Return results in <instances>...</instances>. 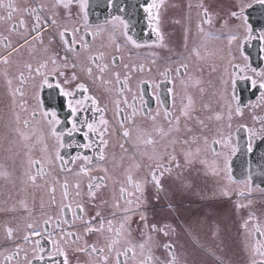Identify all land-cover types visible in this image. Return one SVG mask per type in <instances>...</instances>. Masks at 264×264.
I'll use <instances>...</instances> for the list:
<instances>
[{
  "label": "flooded vegetation",
  "instance_id": "af4514ba",
  "mask_svg": "<svg viewBox=\"0 0 264 264\" xmlns=\"http://www.w3.org/2000/svg\"><path fill=\"white\" fill-rule=\"evenodd\" d=\"M82 2L12 0L16 11L11 19L8 18L9 0H4L5 6L0 7V17H3L0 19V58L7 57L8 61L4 63L0 59V264H28L29 260L32 264H63V256H50L56 247L53 240L59 242L69 264H117V259L125 260L123 256L118 258L117 252L129 247V239L136 245L146 242V248L142 251L137 247L136 255L127 259L126 264H141L148 255V248L156 258L154 264H167L170 257L163 247L165 244L172 245L176 264H211L212 253L219 251L211 243L212 232L217 235L219 230L239 233L236 237L240 243L234 252L250 258L259 257L254 250L255 240L244 234L249 231L250 223L249 190L229 175L228 160L222 162L221 173L215 171L217 163L212 159L210 148H219L220 152L225 147L230 148L235 134L244 133L242 129L253 141L264 134V103L261 102L264 89L259 87L264 76L257 75L264 72V22L252 23L250 20L253 7L264 2L163 0L160 3L156 0L160 3L158 16L162 43L155 30V21L144 11L152 0H136L137 9L126 14L123 13L124 0H86L85 7L81 6ZM29 8H38L42 17L57 21L56 25L42 30L43 43L32 38L35 20L34 14L25 11ZM205 9L210 23L204 22ZM136 12L138 18H131ZM232 12H237L238 16L233 17ZM152 15H157V9H152ZM115 17L128 22V29ZM65 27L69 29L65 36L69 42L73 39L71 30L79 28V36L88 41V50L81 49L78 55L68 54L69 63L74 58L77 67L61 69L65 76L51 75L53 65L49 63L47 69H42L49 73V83L41 86L43 77L36 76L34 70L54 53L64 55L61 42L53 33ZM125 31L139 47L126 38ZM233 35L237 38L229 43ZM256 39L261 44L259 57L257 52L256 56L250 52ZM117 44L121 46L119 51ZM100 54L103 59L98 63L108 65L103 79L111 81L110 84L97 80L99 70L89 63V56ZM261 61L262 66L255 68L254 65ZM29 64L32 73H29ZM182 64L187 65V72L180 67ZM89 66L93 69L92 76L85 71ZM166 68L171 71L167 76L161 75ZM177 68H180V75L176 73ZM73 72L77 75L75 81L70 80ZM21 73L26 78L24 83L20 80ZM113 73L120 74L119 83ZM125 76L129 77L126 88ZM66 78L70 81L67 84L64 83ZM248 80L250 85L246 83L241 89L238 84ZM79 83L87 85V95L96 97L99 107L105 109L104 119L111 125L104 137L108 141L104 161L98 160V133H89L90 139L86 138L84 133L88 129L82 123L87 120L102 128L98 124L101 113L95 110L91 101L76 105V101L83 100L86 95L76 88ZM62 89L72 91L74 96L63 95ZM56 93L61 100L59 104L63 102L66 106L65 112L54 105ZM189 97L192 100L190 106ZM117 100L123 110L119 115ZM70 101L79 108L76 117L69 108ZM218 101L224 104H218L221 109L217 107ZM133 110L135 115L125 120ZM182 110H186L187 115H182ZM165 111L171 113V124L165 118ZM44 112H55L59 124L55 121L50 124ZM33 113H36L35 118ZM151 116H155V120ZM176 117H179L178 123ZM74 119L79 131L73 130ZM25 121L29 122L27 126ZM121 121L124 128L120 127ZM62 124L65 130L58 139L52 134V128L58 132ZM125 129L129 131L128 137L123 136ZM223 130L224 138L218 140L216 135ZM175 131L181 133L182 142L174 137ZM212 135L219 143L213 141ZM148 140L153 143H147ZM205 142L207 153L210 149L212 157L198 154V148ZM90 143L92 147H83ZM85 156L92 157V163H87L83 159ZM170 156L175 160L171 161L169 171L160 169L163 175L159 176V189L152 180L150 185L148 179L152 169L158 163L167 164ZM33 161L40 163L33 164ZM81 166L88 171L80 172ZM38 169H42L40 174ZM128 175L143 185V193L132 197L131 206L120 193L122 186L129 192L134 191L127 183ZM32 176L36 177L34 182L30 179ZM90 183L101 185L94 189L95 198L89 195ZM65 184L67 197L64 195ZM76 185H79L78 189ZM222 188L229 194L220 192ZM253 194L252 197L261 199L255 209L262 207L264 210V197ZM231 198L235 200L229 205ZM236 202L238 205L233 206ZM78 205H83L82 212ZM129 207L132 211L128 215L126 231H130L131 236H121L119 243L113 244L119 222L125 218L124 210ZM102 218L103 229L97 230L101 228ZM45 220L49 223L45 224ZM108 220L112 221L111 232ZM263 222L262 217L251 222L252 229L259 226L263 230ZM28 224L41 233L30 236L33 243L24 240V236L33 231ZM153 225L168 234L153 232ZM9 228L12 229L11 239L7 235ZM88 228L93 231H87ZM67 233H72V237ZM147 236L152 240L146 241ZM36 240L40 241L42 252L35 245ZM109 245H112V251H109ZM183 246L187 247L185 254L180 250ZM199 246H203L206 253L201 252ZM92 247L104 251L91 252ZM223 252L227 256L226 251ZM8 256L14 258L7 261Z\"/></svg>",
  "mask_w": 264,
  "mask_h": 264
},
{
  "label": "snow or ice",
  "instance_id": "6c2138e0",
  "mask_svg": "<svg viewBox=\"0 0 264 264\" xmlns=\"http://www.w3.org/2000/svg\"><path fill=\"white\" fill-rule=\"evenodd\" d=\"M59 2V0H58ZM163 0H160V3H162ZM262 2H264V0H262ZM160 3H157L156 0H152V3L148 4L147 7H144V11L146 13L149 14V19L150 20H154L155 21V24L157 25L156 27V32H157V35H158V38L160 40V42L162 43L163 41V37L162 35L160 34L159 32V23H160V20H159V16H158V9L160 7ZM5 4H4V0H0V7H4ZM65 7H67V4L64 5ZM82 7H85L86 6V0H83L82 4H81ZM7 7L9 8V12H8V18L11 19L12 17V13L14 11H16V8L14 7L13 3H12V0H9V3L7 4ZM155 8L157 9V15H152V9ZM25 11H28L32 14H34V20H35V23L32 25V32L35 33V36H33L32 38L33 39H39L41 43H43V39L41 37V32L42 30H44L45 28L47 27H52L54 25L57 24V21L51 17H42L41 14H40V9L38 8H29V9H25ZM231 15L233 17H237L238 16V13L237 12H232ZM0 19H3V17H0ZM86 19V17H85ZM114 19H118L120 20V22L124 25V28L127 30L128 27H129V24L128 22L124 21L123 19H121L120 17H115ZM204 22L205 23H210L211 22V18L207 12V9L204 10ZM23 20H21V24H23ZM13 30H15V26L13 27ZM80 29L79 28H76V29H72L71 30V35L73 36V39L71 42H69L65 36H66V33H69V29L67 27L63 28L62 30H60L58 33L54 32L53 33V36L54 37H58L59 38V41L61 42V48L62 50L64 51V55H60V53H54L53 55H51L47 60L44 61V63L40 64L34 71H35V75L36 76H42L43 77V80H42V85L43 86L44 84H48L49 81H48V75L49 73L47 72H42V69H47L48 67V64L51 63V65H53V68L51 70V75H59V76H65V72L62 71L61 69H67L68 67H72V68H76L77 67V63L75 62V59L73 58L71 60V63H69V53H75V54H79L80 50L83 49L85 51L88 50V47H89V44H88V41L84 40L83 36H79V33H80ZM125 36L128 40H130L133 44H136V42L134 40H132V37L128 35L127 31H125ZM79 37V38H77ZM237 37L236 36H231L230 39H229V43H231L232 40H235ZM5 40L7 39V37L4 38ZM50 43H51V40H50ZM77 45H79V47H77ZM10 46V45H9ZM137 47H139L140 45L136 44ZM120 45L117 44L116 46V49L117 51H119L120 49ZM3 60L4 63H7V57H2L0 58ZM89 59V63L91 65H95L98 70H99V73L100 75L96 76V79L97 80H100L102 81L104 84H110L111 81H107V80H104L103 79V73H105V71L107 70L108 68V65L105 64L103 66H101L98 62L100 60L103 59V54H100V55H95V56H89L88 57ZM115 57L113 58V63H115ZM154 62V61H153ZM28 67V70H29V73H32L33 69H32V66L29 64L27 65ZM125 67H127V65H125ZM180 67L184 68L185 69V72H187V65H181ZM141 70H143V65H141ZM86 73L88 76H92V73H93V69L91 66L87 67L85 69ZM171 71V69H165L164 73H162L161 75H164V76H167L168 73ZM241 71H243V69H241ZM176 73L177 75H180V68H177L176 69ZM113 75L115 76V79L117 81V83L120 82V74L119 73H113ZM257 75L259 76H264V72H260V73H257ZM25 77H24V74L21 73L20 74V80H21V83H24L25 82ZM77 79V75L75 72H73L71 74V77H70V80L72 81H75ZM129 77L128 76H125L124 78V87L126 88L127 87V81H128ZM69 79H65L64 83L67 84L69 83ZM10 83V81H9ZM253 85L255 86L256 85V81L253 80L252 81ZM50 86V85H49ZM57 87H59V84L57 85ZM259 87L261 89H264V82H261L259 84ZM76 88L78 90H81L83 93H85L86 95H84L83 97V100H77L76 101V105L77 106H82L84 102L86 101H91V104L92 106L95 108V110L97 112H100L101 113V118L98 122L99 125H102L103 127L100 128L98 127V125L96 123H88L87 120H84L82 123L84 125H86L87 129H88V132H85L84 135L86 138H89V133H98L99 135V152H98V160L99 161H104L105 160V154H104V149L107 147L108 145V141L106 139H104L105 135L107 134L108 132V120L107 119H104L103 117V112L105 111L104 108H101L99 107V104H98V101L96 99L95 96H92V95H87L88 93V87L86 84L84 83H79L76 85ZM130 90V89H129ZM19 91V90H18ZM62 92H63V95L65 96H68V97H72L74 96V93L72 91H68V90H63L62 89ZM121 92H123V88L121 89ZM23 93H21L22 95ZM261 102L264 103V93L261 94ZM124 103L126 104L127 103V100L125 99L124 100ZM192 103V100H191V97L188 98V104L189 106L191 105ZM115 104H116V108H117V115L120 114L121 111H123L122 109H120L119 105H120V100H117L115 101ZM69 108L71 109V112L73 114L74 117H76L78 114H79V108L78 107H74L71 103V101L69 102ZM237 114H240L239 112V109H237ZM44 117L46 120H48V122L51 124L53 121H55L56 124H59V120H57L56 118V113L55 112H52V113H48V112H44L43 113ZM135 115V110H133V112L131 113L130 116L128 117H125V120L127 119H130L131 116H134ZM158 115V113H157ZM182 115H187V111L186 110H182ZM33 117L35 118L36 117V113H33ZM171 113L168 112V111H165V118L169 120V124L172 123L171 121ZM152 120H155V116H151L150 117ZM217 119H219V116H217ZM176 121L177 123L179 122V117H176ZM25 126L28 125V121H25ZM120 127L121 128H124V122L121 121V124H120ZM73 130L75 131H79V128H77L76 126V121L74 119L73 121ZM52 134L54 136H56L58 139H60V137L63 135L62 133H58L56 128L53 127L52 128ZM68 135H71V132L68 133ZM123 136L124 137H128L129 136V131L127 129H125L123 131ZM147 143L151 144L153 143L152 140H148ZM215 143H219V141H215ZM83 147L85 148H90L92 147V144H85L83 145ZM121 147H123V145H121ZM57 158L60 159V154L59 152H57ZM188 155H191V153H189ZM83 159L87 162V163H92L93 161V158L92 157H88V156H85L83 157ZM172 160H175V157L174 156H170L169 157V161L167 164L165 163H158L156 165V167L154 169H152V171L150 172V177H151V180L155 183L156 187L159 189L160 187V179H159V176L163 175V172H160V169H164L165 171H169L170 170V166H171V161ZM40 163V161H33V164H38ZM137 167H139V165H137ZM177 167H179V164L177 163ZM38 174H40L42 172V169H38ZM88 171V169H86L85 167L81 166V169H80V172L82 173H86ZM106 171V170H105ZM159 173V175H158ZM30 179L33 180V182L35 181L36 177L35 176H32L30 177ZM101 180L103 178H100ZM93 180H96V178H93ZM127 183L131 186H133L134 188V191L132 192H129L125 187H121L120 188V193H121V198L125 200V203L128 204V205H132L133 204V200H132V197L133 196H137L138 197V194H142L143 193V185L141 182L139 181H134L133 179V176L132 175H128L127 176ZM101 185L99 183H90L89 184V195L91 198H95V195H96V192L94 189H98ZM65 197H67L68 193H67V185L65 184ZM77 189L79 188V185H76L75 186ZM227 194V193H225ZM77 195H79V192L77 191ZM139 205H137L138 207ZM78 207L80 208V211L82 212L83 211V205H78ZM117 207H119V205H117ZM132 209L131 207L127 208L124 210L125 212V218L123 220H121L119 222V228L116 230V233H115V239L113 240V244H117L119 243L120 241V238L121 236H128L130 237L131 236V232L130 231H126V229L129 228V224H128V215L131 213ZM97 216L100 215L99 212L96 213ZM141 220H144L145 217L143 215H141ZM51 218H49L50 220ZM94 219V218H93ZM251 219V217H250ZM49 220H45L44 223L47 224L49 223ZM85 223H89V221H85ZM108 225H109V231L111 232L112 231V221L111 220H108ZM100 224H101V228L100 229H97V230H102L103 229V224H104V221H103V218L101 219L100 221ZM147 227V225H145ZM27 227L29 229H33L32 232H30L28 235H25L24 236V240L25 241H28L30 243H33V241L30 240V236H40L41 233L39 231H37L34 226L32 224H28ZM245 227H247V222H245ZM153 232H156V231H160V232H163L164 235H167L168 233L166 231H164L163 228L161 229H157V227L155 225L152 226V229H151ZM87 231H93L92 228H88ZM256 232L259 233L260 236L264 237V231H261L259 226H256ZM7 235L8 237L11 239L12 237V229L9 228L7 229ZM72 233H67V236L68 237H72ZM78 238V237H77ZM61 239H64V237H61ZM152 240V237L151 236H147L146 237V241H151ZM35 245L37 246V248H39V250L42 252L43 249L40 248V241L39 240H36L34 241ZM128 243H129V247L125 248L123 251L121 252H117V257L119 258L120 256H123L125 258L124 261H120L119 259H117V264H126L127 262V259L131 258V257H134L136 255V252H135V249L137 247H139V249H141L142 251L146 248V242H142L140 243L139 245H136L134 244L131 239L128 240ZM53 244L56 246L55 247V252L54 253H50V256L51 255H59V256H63L64 257V260H63V264H69L68 262V259H67V255L66 253L64 252V250L59 247V242L56 241V240H53ZM163 247L169 251V260L167 261V264H176V258H175V255L174 253L171 251L172 250V245L171 244H165L163 245ZM103 249H99L97 250L95 247H92L91 248V252H99V253H103ZM109 251H112V245H109ZM255 251L259 252L262 256H264V244H261L260 241L257 242V247L255 248ZM131 254V256H130ZM17 255H18V252H17ZM14 257L13 256H8L6 257L5 259L7 261H11ZM27 259V257H25ZM34 258H38V259H43V257H34ZM155 257L153 256L152 254V251H151V248H148V255L145 256L143 258V260L141 261V264H154V261H155ZM105 260H107V257H105ZM28 264H32V261H28ZM260 264H264V262H260Z\"/></svg>",
  "mask_w": 264,
  "mask_h": 264
},
{
  "label": "bare ground",
  "instance_id": "6f19581e",
  "mask_svg": "<svg viewBox=\"0 0 264 264\" xmlns=\"http://www.w3.org/2000/svg\"><path fill=\"white\" fill-rule=\"evenodd\" d=\"M126 7L123 11L124 14H126L129 10L133 11L136 10L139 6L136 3V0H124ZM137 12L135 15L131 16V18H138ZM250 20L252 23L255 22H264V4L258 3L256 4L253 9L250 11ZM254 45L250 48V52L256 56V52L261 55V44L258 39L254 40L252 42ZM257 61V58L254 59ZM262 66V61L256 65H254L255 68H259ZM248 83L250 85V81H243L239 83V87L241 89H244L245 84ZM60 97H57V93L55 94V101L54 105L57 107V109H63L65 112L66 106L63 105V102L59 104ZM192 114H190L191 116ZM175 123V122H174ZM173 123V124H174ZM252 126L250 124H245ZM108 128H111V125L108 123ZM65 130V125H60L58 128V132H63ZM185 133V131H184ZM174 137L177 139L178 142H182L183 137L181 133L178 131L174 132ZM212 138V137H211ZM188 144H185L187 146ZM228 147L230 146V143L227 142ZM199 152L198 154L200 157H203L204 155H207L208 157L210 155V149L212 150L214 161L217 163L215 171H218L217 173H221L222 171V162H225V159L228 160V171L229 175L233 178L235 182H238L240 186L244 185L248 188L247 195L249 196L248 200L250 202V208H247L248 210V216L252 217V219L249 220L250 225H248L249 231L244 232L245 235L250 239L255 240V246L254 250L257 247V242L260 241L261 244H264V241H262V236L259 235V233L256 232V227L254 226V230L252 229L251 222L258 221L261 217L264 221V210L262 207L255 209V206L257 205L258 201L256 198L252 197H264V134L260 135L258 139L249 140L247 136V132H244L243 134L236 133L235 134V144L231 147V154L229 149H224L223 152L219 148H210L209 152L207 142L202 143L201 147L198 148ZM222 154V157L220 158V155ZM230 154V155H229ZM220 158V159H219ZM259 165V166H258ZM220 171V172H219ZM151 178L149 177L148 183L151 185ZM233 182V181H232ZM233 182V183H235ZM241 183V184H240ZM259 199V198H258ZM228 201V204L231 205L234 198H231ZM237 200V199H236ZM224 203H226L224 201ZM238 203L236 202L233 206H237ZM263 210V212H261ZM264 225V222H263ZM254 231V233L252 232ZM220 234L214 235L215 233L212 232V238L211 243H214V247L217 248L219 251H214L211 255V264H260V262H264V256H262L259 252L256 251V255H260L256 258H250L245 256H241V254L234 252L235 248L239 245L240 239L237 238L236 234H239L238 232L230 233L227 231L219 230ZM264 231V227L263 230ZM201 252L206 253V250L203 246H199ZM223 248H226L227 250H223ZM239 249V248H238ZM182 253H186L187 247L183 246L180 248ZM226 251L227 256L224 255ZM175 254V253H174ZM246 257V258H243ZM204 260L208 261L207 257H204ZM209 262V261H208ZM210 263V262H209Z\"/></svg>",
  "mask_w": 264,
  "mask_h": 264
},
{
  "label": "rangeland",
  "instance_id": "374dc122",
  "mask_svg": "<svg viewBox=\"0 0 264 264\" xmlns=\"http://www.w3.org/2000/svg\"><path fill=\"white\" fill-rule=\"evenodd\" d=\"M219 101H221V100H219ZM219 101H218V103H217V107H219L218 104H219L220 106H224V104H223L222 102H219ZM219 108H220V107H219ZM220 109H221V108H220ZM197 127H198V129H201V128L199 127V125H198ZM241 132H245V129H242ZM224 134H225V131H224V130L222 131L221 134L218 133V134L216 135L217 139H218V140H222V139L224 138ZM212 136H213V135H212ZM212 139H213V141H215V135L212 137ZM234 144H235V141L233 140V141H232V144H231V146H230V148L225 147L224 149H229V150H230V154H231V147H232ZM230 154H229V155H230ZM226 175H227V173H226ZM224 178H225V177H224ZM227 178H228V175H227ZM227 178H226V179H227ZM221 191H223L224 193L229 194V192H228L225 188H222V189L220 190V192H221ZM258 200H261V199H257V201H258ZM249 225H250V223H249Z\"/></svg>",
  "mask_w": 264,
  "mask_h": 264
},
{
  "label": "water",
  "instance_id": "95a60500",
  "mask_svg": "<svg viewBox=\"0 0 264 264\" xmlns=\"http://www.w3.org/2000/svg\"><path fill=\"white\" fill-rule=\"evenodd\" d=\"M259 166V165H258Z\"/></svg>",
  "mask_w": 264,
  "mask_h": 264
}]
</instances>
